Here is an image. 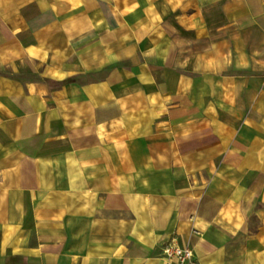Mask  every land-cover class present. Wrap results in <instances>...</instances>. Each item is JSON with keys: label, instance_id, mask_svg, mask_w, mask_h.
I'll return each instance as SVG.
<instances>
[{"label": "crops", "instance_id": "crops-1", "mask_svg": "<svg viewBox=\"0 0 264 264\" xmlns=\"http://www.w3.org/2000/svg\"><path fill=\"white\" fill-rule=\"evenodd\" d=\"M264 264V0H0V264Z\"/></svg>", "mask_w": 264, "mask_h": 264}, {"label": "built area", "instance_id": "built-area-1", "mask_svg": "<svg viewBox=\"0 0 264 264\" xmlns=\"http://www.w3.org/2000/svg\"><path fill=\"white\" fill-rule=\"evenodd\" d=\"M161 254L171 264H197L192 257L191 250L186 246L179 247L174 244H167L162 248Z\"/></svg>", "mask_w": 264, "mask_h": 264}]
</instances>
